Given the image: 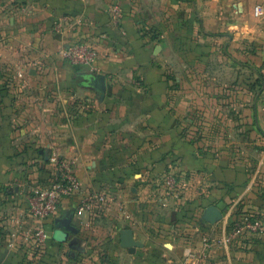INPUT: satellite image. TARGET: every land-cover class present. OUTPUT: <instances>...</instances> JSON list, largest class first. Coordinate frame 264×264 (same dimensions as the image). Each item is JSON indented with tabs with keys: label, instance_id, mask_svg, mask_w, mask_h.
<instances>
[{
	"label": "crops",
	"instance_id": "obj_1",
	"mask_svg": "<svg viewBox=\"0 0 264 264\" xmlns=\"http://www.w3.org/2000/svg\"><path fill=\"white\" fill-rule=\"evenodd\" d=\"M82 39L103 96L61 54ZM187 57H207V72ZM52 157L104 199L79 213V196L64 198L37 257L21 234L11 245L10 221L56 176ZM168 175L191 190L186 232ZM206 186L222 222L238 203L264 218V0H0V264H264L257 239L189 255L206 234L193 215Z\"/></svg>",
	"mask_w": 264,
	"mask_h": 264
},
{
	"label": "built area",
	"instance_id": "obj_2",
	"mask_svg": "<svg viewBox=\"0 0 264 264\" xmlns=\"http://www.w3.org/2000/svg\"><path fill=\"white\" fill-rule=\"evenodd\" d=\"M258 7L256 12H258ZM61 54L64 58L76 65L78 68L89 73L97 72V48L89 40H78L65 47ZM54 165L55 177L47 185L34 188L27 196L23 211L11 218V223L15 225L10 233L9 242L17 246V236L23 235L30 242L39 257L43 253L47 239V223L57 215L59 205L64 198L79 196L80 203L77 206L79 213L93 209L98 201L104 199L103 195L95 193H83L81 183L72 169L56 157L50 158ZM168 175L165 184L172 190L176 183ZM175 185V186H174ZM204 234L201 239V249L196 252H189L197 261H206L209 252L214 247H220L225 243L239 241L242 246L247 247L251 239L264 242V218L254 214L253 211L243 210L232 213L221 225L217 227L216 234ZM223 235V237H221ZM247 242V243H246ZM240 243V244H241Z\"/></svg>",
	"mask_w": 264,
	"mask_h": 264
},
{
	"label": "rangeland",
	"instance_id": "obj_3",
	"mask_svg": "<svg viewBox=\"0 0 264 264\" xmlns=\"http://www.w3.org/2000/svg\"><path fill=\"white\" fill-rule=\"evenodd\" d=\"M148 31L150 32V30H147V28H144V30H143L144 33H147ZM151 32H153V31L151 30ZM193 60L195 62H193ZM181 62L182 63H179V64L181 66H184V68L189 69L195 63V65H197V67L200 70H202L203 67L205 68V66H206L205 72H207V70H208L207 69V66H208L207 57H187V59L183 58V61H181ZM233 71L235 72L236 69H234ZM205 75H207V73H205ZM235 76H236V73H235ZM235 76L233 75L232 79H230V81H234ZM216 84H218L217 81H215V85H212L211 83H209V81L207 79H203V81L200 82V87L205 88V89L212 88V89L216 90V92H217L216 97L218 98V97H220V92H219L220 87H218ZM209 117L213 118V115L209 114ZM171 177L174 179L175 183L177 184V180H176L175 176L172 175ZM156 178L158 179L157 176H156ZM172 191L174 192L173 195H175V196H173V197L175 198V200H177V203L174 204L173 197H172V200L170 199V203H172L171 204L172 206L173 205L178 206L180 217L184 218L182 223H180L182 228H181L179 233H182L183 231L186 232L187 230H190L189 226H186V225L191 224V223H188L185 221V218H187L191 215V208H192V206H191V190L187 189L186 187H182L181 185L178 188V185H176L175 188L172 189ZM196 196L197 197L193 198V200L195 203L198 202V204L194 203V205H193V215L195 216L194 222L197 224V228L201 233L200 236L202 235V232L210 233L212 230H213L212 234H216L217 227L223 223L222 220L215 223V224H212V225L205 224V223H202L201 214H202L204 208L209 205V202H211V204H214L218 200L214 199L213 201H210V199H209L210 196L208 194L207 186L201 187L199 189L198 193L196 194ZM229 203H232V201ZM229 203L227 204L228 206L230 205ZM239 205L240 204L238 203L234 207L235 211H233V213H237L240 211ZM65 257H67V256H65ZM109 257L110 256L108 254H103V255L99 254V255L95 256L96 260L99 262L108 261V260H110Z\"/></svg>",
	"mask_w": 264,
	"mask_h": 264
},
{
	"label": "water",
	"instance_id": "obj_4",
	"mask_svg": "<svg viewBox=\"0 0 264 264\" xmlns=\"http://www.w3.org/2000/svg\"><path fill=\"white\" fill-rule=\"evenodd\" d=\"M85 75V73H83ZM87 80L93 81L94 86L101 92V96L105 93V76L97 73H87ZM225 210V203L220 201L215 205H209L204 208L201 214V220L205 224H215L223 218V211ZM66 230L76 232V229L69 224L68 220L59 224ZM141 244L133 238V231L131 229H124L121 231V246L127 248L129 252L133 253L135 248Z\"/></svg>",
	"mask_w": 264,
	"mask_h": 264
}]
</instances>
